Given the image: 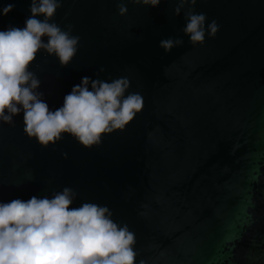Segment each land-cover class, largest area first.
<instances>
[{
    "label": "water",
    "instance_id": "95a60500",
    "mask_svg": "<svg viewBox=\"0 0 264 264\" xmlns=\"http://www.w3.org/2000/svg\"><path fill=\"white\" fill-rule=\"evenodd\" d=\"M120 2L63 0L54 21L73 26L77 54L62 67L41 51L30 70L53 111L85 76L128 78L125 95L140 93L143 110L91 149L69 134L42 148L23 133V113L0 122V202L71 187L72 207L98 203L129 226L137 261L264 264V0H198L206 25L220 27L195 46L182 31L188 5L175 16L176 0H124L120 16ZM30 3L0 0L13 5L0 31L24 27ZM168 38L183 46L166 53Z\"/></svg>",
    "mask_w": 264,
    "mask_h": 264
},
{
    "label": "clouds",
    "instance_id": "9594fccd",
    "mask_svg": "<svg viewBox=\"0 0 264 264\" xmlns=\"http://www.w3.org/2000/svg\"><path fill=\"white\" fill-rule=\"evenodd\" d=\"M127 2L157 7L162 0ZM176 3L175 16L188 5L182 31L193 46L202 45L206 34L216 35L218 22L213 19L206 25L207 15L195 10L198 0ZM62 4L63 0H31V15L24 27L9 25L0 31V122L14 125V117L23 113V133L42 148L69 134L91 149L99 146L104 136L125 131L143 110L144 98L140 93L125 95L130 87L126 77L109 82L85 76L64 96L61 107L50 109L38 90L41 80L30 68L41 51L55 56L62 67L75 58L80 37L72 35V25L62 29L54 21ZM12 10L13 5L8 4L0 9V15ZM127 12L121 0L118 13L124 16ZM183 43L181 38H168L160 47L167 53ZM62 156L67 158L66 153ZM77 195L73 188L64 187L52 191L50 197L34 195L28 200L0 202V264H146L144 259L137 261V238L129 226L117 223L107 206L84 202L72 207Z\"/></svg>",
    "mask_w": 264,
    "mask_h": 264
}]
</instances>
